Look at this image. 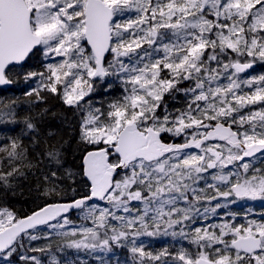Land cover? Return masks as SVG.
<instances>
[{"label":"snow or ice","instance_id":"1","mask_svg":"<svg viewBox=\"0 0 264 264\" xmlns=\"http://www.w3.org/2000/svg\"><path fill=\"white\" fill-rule=\"evenodd\" d=\"M257 64L264 0H0V264H264Z\"/></svg>","mask_w":264,"mask_h":264},{"label":"trees","instance_id":"2","mask_svg":"<svg viewBox=\"0 0 264 264\" xmlns=\"http://www.w3.org/2000/svg\"><path fill=\"white\" fill-rule=\"evenodd\" d=\"M38 59V58H37ZM33 66H37V61L33 60L29 62ZM256 70V69H255ZM255 70H252V72H255ZM34 86V84H33ZM28 88V85H26L23 81H20L16 84H13L9 88H1L0 87V98H9V97H23V92L26 91ZM178 106V105H177ZM25 108H27V105H24ZM41 107H48L50 109L49 114L45 117L46 126H51L53 129L60 126L61 118L59 116L60 113H64L68 116H71V112L64 109L61 104H59L55 100H49L46 105H41ZM52 112L58 113L57 116L53 117L51 115ZM18 131V130H17ZM16 133L12 132H6V131H0V139H2L5 135H15ZM69 162H71V152L69 153ZM2 195V194H0ZM27 195V192L25 191V196ZM25 196L19 195V193L16 196H9L7 197L10 204H15L18 207H27V203L25 201ZM249 206H252L255 211H260V206L254 205V202L251 203ZM162 240H159L157 244L155 245L158 249L161 247H164L165 245H170L168 242H164L166 238H161Z\"/></svg>","mask_w":264,"mask_h":264},{"label":"rangeland","instance_id":"3","mask_svg":"<svg viewBox=\"0 0 264 264\" xmlns=\"http://www.w3.org/2000/svg\"><path fill=\"white\" fill-rule=\"evenodd\" d=\"M261 73H264V65H260V64H257L256 65V70L255 72H250L251 75H258V74H261ZM253 203V202H252ZM254 205H258L260 206V202L257 201V202H254ZM159 240H162L161 238H157V239H154L151 241L152 243V246L154 248H157L155 245L157 244V242H159ZM164 242H168V243H171V238H166L165 240H163ZM158 249V248H157ZM85 259H87V257H83Z\"/></svg>","mask_w":264,"mask_h":264},{"label":"water","instance_id":"4","mask_svg":"<svg viewBox=\"0 0 264 264\" xmlns=\"http://www.w3.org/2000/svg\"><path fill=\"white\" fill-rule=\"evenodd\" d=\"M249 71H251V70H249ZM12 85H9V86H0L1 88H9V87H11Z\"/></svg>","mask_w":264,"mask_h":264}]
</instances>
